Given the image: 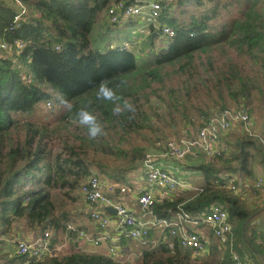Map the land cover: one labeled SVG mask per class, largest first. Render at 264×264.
Listing matches in <instances>:
<instances>
[{
    "label": "trees",
    "instance_id": "16d2710c",
    "mask_svg": "<svg viewBox=\"0 0 264 264\" xmlns=\"http://www.w3.org/2000/svg\"><path fill=\"white\" fill-rule=\"evenodd\" d=\"M20 1L25 6L26 13L15 26L13 17L17 8L14 1L0 0V40L11 45L9 52L0 54V159L7 157L9 168L6 176L0 172V227L3 228L0 229V235H5L11 225L20 221L25 223V228L40 230L42 233L45 230L57 233L65 229L68 223L67 213L61 211L56 214L48 187L60 183L62 186L68 185L71 191L90 174H96L92 173L93 170L101 175L119 173L121 176L122 172L137 169L146 154L145 150L130 152L129 155L121 150L115 151L109 145L112 141L102 140L98 136L92 137L85 132L78 137V142L81 143L78 148L84 155L89 153L87 148L92 146L95 149L93 153L106 156L115 153L114 157L117 154L127 157L125 165L117 167L88 160L70 146L66 148V152L58 153L53 160L45 158L44 147L39 146L36 141L33 144L35 132L34 135H29L33 126L30 123L21 125L22 121L17 115L29 113L36 104L52 99L47 87H52L58 94L56 100L70 103L64 114L66 120L80 121L79 114L87 112L95 117V122H107L109 125H115L118 132L129 133L134 117L143 115V110L136 104L137 99L134 102L126 100L128 96L133 95L126 93V87L141 85L135 81L136 77L128 81L126 77L121 78V74H131L137 70L141 74L150 75L158 71L159 65H167L178 59L180 62L175 69H188L190 72L194 68L191 63L195 52L207 50L209 46L221 45L227 39L235 49L253 45L264 53L262 12L256 7L258 2L263 4V7L264 0H254V3L251 0H232L237 5L247 2L249 7L242 12L241 17H232L228 22V29H225L227 25H224L220 32L214 29L215 26L211 23L217 15L216 7L220 6V0L214 5H211L212 0H206L211 5L209 8L199 16L193 14L183 21H180L172 10L175 2L178 6L185 2L194 3L199 8L204 2L173 0L165 3L161 21L172 26L175 34L166 42V47L160 49L155 57L146 63L142 60L140 63L133 52L123 48H109L105 51L89 49L91 30L113 0ZM229 6V3L224 5L225 8ZM16 40L22 41L24 46L17 48L14 43ZM261 64L264 66L263 61ZM226 78V74L220 73V77L215 81L216 87H220ZM101 85L113 91L112 98H106L100 93ZM240 92L241 95L245 93L242 89ZM230 95L234 97L238 94L230 92ZM169 97L176 99L172 93H169ZM117 108L120 110L117 111ZM247 112L249 113L248 109ZM249 115L251 116L250 113ZM82 125L89 131L88 125ZM19 127L28 135L24 143H19L12 135V130ZM40 129L36 128L37 131ZM244 139L248 140L238 142L233 149L228 146L226 155L222 153L208 160L203 158L204 163L199 164L203 184L194 194L188 197L175 195L171 199L156 201L151 207L152 212L157 216H168L176 213L180 207L190 215H200L206 212L211 204L217 203L226 209L230 221L245 223L255 210L247 205L249 200L246 197L231 190L220 180L222 175L230 172L244 171L247 175L251 174L249 163L252 162L253 152H260L256 158L261 163L264 162V133L254 132V135L247 138L245 136ZM252 166L257 168L256 159ZM27 182L28 187H23ZM239 182L237 175L234 181L236 189L241 187ZM261 226H264L261 220L247 222L245 236L250 239L249 246L264 258V231L260 230ZM207 227L211 230V236L215 237L212 229ZM161 233L162 237L156 239L152 249L141 250V264H235L228 247L220 245L219 242L215 246L209 244V248L203 241V251L195 253L180 246L176 237L170 241L167 231ZM168 241L173 244L172 247H169ZM54 242L52 240V244ZM239 242L241 243L233 239L234 251L241 258H247L256 264V257L249 246L244 247V241ZM219 246L223 248L224 255H221V259H216L212 255L215 251L221 252ZM13 260L14 257L10 262L13 263ZM16 260L20 264L24 257L18 256ZM32 264L123 263L105 254L76 251L67 254L51 252Z\"/></svg>",
    "mask_w": 264,
    "mask_h": 264
},
{
    "label": "rangeland",
    "instance_id": "374dc122",
    "mask_svg": "<svg viewBox=\"0 0 264 264\" xmlns=\"http://www.w3.org/2000/svg\"><path fill=\"white\" fill-rule=\"evenodd\" d=\"M202 1L204 5L200 8L194 3L185 2L181 6H178L175 2L172 10H174L178 19L183 21L188 20L193 14L194 16H199L206 8H209V6L219 3V0H212L210 5L206 0ZM220 1V6L217 5L216 7L217 15L211 22L215 26L214 29L219 32L223 30L224 25H227L225 29H228L230 26L228 22L231 18L241 17L242 12L249 7L247 2H242L240 5H237L235 1L232 0ZM251 2L254 3V0H251ZM228 3L230 6L225 8L224 5ZM261 5L260 2H258L256 7L260 8L262 12L261 20L264 25V6L261 7ZM108 25L106 17L104 16L100 21L97 20L91 30V37L92 34L93 37H96L95 34L98 32L101 39H108V31H111V29H106ZM119 25H123V22L121 21ZM126 30L129 31L128 28H126ZM224 42L225 43L221 45L209 46L207 50L195 52L192 56L193 63H191L194 68L191 69L190 72L188 69L186 71L175 69L180 62V59H178L167 65H159L158 71L150 75L141 74L137 70L131 74H121V78L126 77L128 81L136 77L137 79L135 81L141 85L140 87L134 86L133 88L126 87V93L133 94L128 96L126 100L134 102V100L137 99L136 104L143 110V115L139 114L134 117L131 122L133 125L129 127V133H127V131L118 132L115 125H109L107 122H96L102 128L101 134L97 136L102 138V140L112 141L109 145L113 147L115 151L121 150L127 152L128 155L130 152L145 150V159L147 155L154 153L151 151L152 149L158 150L157 147L160 148L159 144L162 142L178 140L182 133L188 130L189 123H193V125L190 126L195 130L202 124L206 114H212L224 108H236L241 104L245 105L246 109H248L251 114L252 118L249 126L252 135H254V132L258 134L264 133V66L261 64V61L264 62V53H261L260 49L253 45H249L248 48L245 46L235 49L228 39ZM160 46H164V42H161ZM130 49L131 48L128 47L127 50ZM1 53L2 52H0V54ZM256 58L258 59L256 60ZM149 60L150 58H144L143 63ZM220 73L223 75L226 74L227 78L221 83L220 87H216L217 84L215 81L220 77ZM47 89L52 94V99L36 104L29 113L17 115L22 121L21 125H28V123H30L33 126L29 131V135L32 136L35 132L33 144L36 141L39 146L42 145L44 147L43 151L45 158L53 160L58 153L66 152V148L70 146L77 149L79 155L88 160L105 162L110 166L117 167L125 165L128 159L127 157H121L120 154L114 157L115 153H113L112 156L98 154L97 152L93 153L95 149L92 146L87 148L90 151L89 153L86 152L84 155L83 151L78 148L81 144L78 142V137L81 133L87 132L89 134V131L85 129L78 120H66L64 114L68 110L70 103L56 100L58 94L55 90L52 87H47ZM241 89L245 92L242 93V95L240 92ZM230 92L238 95L232 97ZM169 93H172L173 97H176V99L172 100L169 97ZM36 128L41 129L37 131ZM246 134L247 133H242V136H239L238 140L243 141L245 136L246 138L250 136ZM12 135L19 143H24V139L28 137L26 131L20 127L12 130ZM7 148L8 147H6V150ZM223 154L226 155V151H224ZM258 154H260V152H253L250 170L253 180H249L248 178L249 182L252 184L255 183V179L261 177L258 175L256 168L252 166L256 159L257 168L261 167V161L256 158ZM0 160L2 162L0 163V172L6 176L9 172L8 159L7 157H2ZM137 169L135 168V170ZM131 171L122 173L125 174L129 172L128 174H131ZM92 173H96L99 176L101 175L98 174L96 170H93ZM141 180L146 183L144 178H141ZM77 186L71 191L68 185L62 186L60 183L48 187L51 193V199L55 204L57 215L60 214L61 211H65V209L68 210L67 208H72V205L76 207L81 206L79 200L81 202H86L81 195V197L79 196V200H77V193H79L77 192ZM180 187L182 186L171 190L167 197H173V194L176 193ZM234 191L238 193L239 189L237 188ZM156 192L157 199L160 201L163 199L161 197L162 194L164 196L167 190L161 188ZM75 196L76 201L74 202L72 200ZM254 196V199H256L257 195L254 194ZM247 205H249V201ZM10 211H12V207ZM231 222L232 225L234 224L232 238L235 242L238 241V243H241L239 241H244L246 223H236L234 220ZM9 231H11V229ZM9 231L5 236H9ZM199 234H201L200 236L206 241L207 247H209V244L210 246H215V244L218 245V240L209 234V229L207 227ZM150 235H153V241H150ZM150 235L146 243L128 244V241H125V243H123L124 255L118 258V261L123 264H141V249H152L156 244V239L162 237V233L159 231H153ZM219 247L221 252L215 251L212 255V257L216 259H221V255H224V252H222L223 248H221V246ZM129 249H131L133 253H129ZM65 250L59 249L55 254H67L68 251ZM85 252L95 254V252ZM5 253L6 251L1 252V254ZM199 255H201V253H199ZM210 258L211 257H209L208 260H210Z\"/></svg>",
    "mask_w": 264,
    "mask_h": 264
},
{
    "label": "built area",
    "instance_id": "2783aa9c",
    "mask_svg": "<svg viewBox=\"0 0 264 264\" xmlns=\"http://www.w3.org/2000/svg\"><path fill=\"white\" fill-rule=\"evenodd\" d=\"M17 8L13 17L14 25L17 26L22 16L26 13L25 6L20 0H13ZM173 0H113L106 9V15L110 26H116L123 20L139 19L141 26L138 31L145 35H158L165 42L172 38L175 30L172 26L161 21V13L165 3ZM130 41L129 43H133ZM15 46L21 48L24 43L16 40ZM137 45L140 39L135 41ZM129 45L123 43L120 47L128 49ZM11 45L0 40V52H9ZM251 116L244 105L236 108H224L212 114H206L202 124L196 128L194 135L182 136L178 140L162 142L160 148L151 155H147L139 167L142 176L146 181L144 189H139L137 193V203L143 212L142 215H134L128 212L122 201L115 200L111 196L115 193L129 192L130 188L120 185L118 182H104L97 174H90L77 187L78 192L84 200L93 206L90 216L102 230L96 236L79 231L74 240L89 239L94 245L106 243V255L120 258L124 255L123 241L136 240L146 243L152 230L167 231L168 237L177 238L180 246L193 250L195 253L203 251L204 239L191 226L208 225L220 245L227 246L232 260L235 264H254L247 258H241L233 249L232 222L228 219L226 209L220 204L213 203L206 212L200 215H190L182 208L178 207L176 213L168 216H157L151 210L154 202L157 201L156 191L166 189L167 193L162 194V198L167 197L171 190L184 184L175 176L173 171L157 166L156 160L160 157L165 159H185L188 155L194 157L203 156L214 158L220 156L228 150V146L222 144L220 138L222 134L229 130L240 127L244 133L252 135L250 130ZM146 155V154H145ZM220 180L231 190H236L235 178L233 174H224ZM25 183L23 187H28ZM111 206L115 209L114 217L110 218L109 213L98 211L97 209ZM95 210V211H94ZM114 224L116 232L108 231L107 228ZM190 224L191 226H188ZM69 228V227H68ZM52 234L45 230L33 242L17 239L16 254L24 257L20 264H32L35 260L42 259L51 252L56 253V249L50 247ZM168 241L169 247L173 244ZM205 243V241H204ZM53 245V244H52Z\"/></svg>",
    "mask_w": 264,
    "mask_h": 264
},
{
    "label": "crops",
    "instance_id": "0c3cea01",
    "mask_svg": "<svg viewBox=\"0 0 264 264\" xmlns=\"http://www.w3.org/2000/svg\"><path fill=\"white\" fill-rule=\"evenodd\" d=\"M103 16L106 17V21L108 23L106 10L103 14H101L99 21L101 20ZM122 22H123V25H119V24L116 26L108 25L106 29L107 30L111 29V31H108L109 32L108 39H101L99 37L98 32L95 34L96 37H93V34L91 37V34H90L89 49L105 51L109 48L120 47L123 43H127L129 47L131 48L130 51H132L133 53L135 52L134 53L135 56L137 57L139 62L142 63L141 60L143 61L144 58L146 59L150 58L152 60L155 57V55L159 52L160 49L166 47L165 46L166 42L162 37L155 35V34L145 35L144 32L137 30L141 26V22L139 19L134 18L131 20H123ZM126 28H128L129 31H127ZM138 39H140L139 45L134 43L135 41L137 42ZM132 40L134 42L130 44L129 42ZM161 42H164V46L162 47L160 46ZM137 64L139 63L137 62ZM190 125H193V123H189L188 130L182 133L181 137L187 136V135L188 136L194 135V131L196 129L194 130V128H192ZM242 133L244 132L240 130V127H236V128L229 130L227 133L222 134V137L220 138V140L223 145L229 146L230 149L231 148L233 149L234 146H237L238 142H240V140H238V137L242 136L241 135ZM244 140L245 139L243 138V141ZM151 151H153V149ZM203 158L204 157L198 158V157H194V156L192 157L188 155L185 159H182V160L165 159L162 157L156 160L157 166L173 171L175 176L178 177L179 180L184 184V186L180 187V189L177 190V192L173 194V197L175 195L182 196V197H188L194 194L196 189H199V187H201V185L203 184V176H202L201 170L199 169V164L204 163L202 162ZM208 159L209 158H205V160H208ZM261 164H262L261 167L256 168V170L258 171V175L261 177L258 179H255L254 184L249 182V180H253L252 175L250 173L247 175L244 173V171H241L240 173L239 171L230 172L234 175V178L237 175L239 176V179H240L239 185L241 187H239L238 194H240L243 197H246L249 200V205L251 206V208L255 210L253 215L249 219L246 220L245 222L246 224L249 221L257 222L258 220L263 221V224H264V162H262ZM131 172H132L131 174H128L129 173L128 172L121 176L119 173H112L110 176L100 175V177L102 178L104 182L105 181L106 182H118L121 186L122 185L128 186L130 188L129 192H125V193L117 192L113 194L111 197L115 200L122 201L127 207L129 213L134 214V215H142L143 212L141 211V208L139 207L137 200H136L137 198L136 192L139 189H144L146 186V183L143 180H141V178H144L142 176L141 168L135 171L132 170ZM250 188H252L253 190L254 189H257V190L250 191L249 190ZM77 194H78L77 200H79L80 194L79 193ZM254 194L257 195L256 199H254L255 197ZM156 197H157V193H156ZM173 197H164L163 199H171ZM72 201L74 202L76 201V196ZM157 201L159 200L157 199ZM79 203L81 204V206L79 207L72 205V208H67L65 206L68 209V210L65 209V212L67 213L68 223L66 224L65 229L61 231L59 230L57 233L54 231L51 232L52 234L51 242L52 240L55 241L53 244L54 246L53 249H56V250L66 249L65 251H68L67 253L76 252V251H81V252L89 251V252H95V254H98V253L106 254V243L105 242H101L100 245H94L93 242L90 241L89 239H80V240L73 239L74 237H76L79 231H84L85 233L91 234L93 236H96L102 231L99 228L98 224H96V222L90 216L91 210L94 209L93 206L87 204L86 202H81L80 200H79ZM97 210L103 211L104 209L100 208ZM109 215H110V218L114 217V214L112 213H109ZM170 216L171 217L173 216L174 218V214ZM188 226H191V225L188 224ZM207 226L208 225H198V226L193 225L191 226V228L195 230L196 232L201 233ZM0 229H3V228L0 227ZM10 229L11 231H9V236L0 235V264H19V262L16 260V257L18 258V255L16 254V244H15L16 240L17 239L25 240L26 242L30 243V242H33L42 233L40 230L33 231L31 229L25 228V223H23L22 221L14 223L13 225H11ZM107 230L109 232L110 231L116 232L115 226L112 222L108 226ZM260 230L264 231V226H261ZM153 231L160 232V230H152V232ZM209 234L212 235L211 230H209ZM150 236L153 238V235H150ZM249 240L250 239H248L244 235V245H245L244 247L249 246ZM150 241H153V239H150ZM255 241L257 242V240ZM128 244H140V241L137 242L136 240L135 241L128 240ZM249 248L252 251L253 255L256 257L257 262H259L260 264H264V258L262 257V255L255 252L250 246ZM2 251H6V253L1 254ZM128 252L133 253L131 249H129ZM13 257H14V260H13L14 262L12 263L10 261L13 259ZM251 258L253 260V257ZM114 259L118 260V256L114 257ZM254 262L256 263L255 260Z\"/></svg>",
    "mask_w": 264,
    "mask_h": 264
},
{
    "label": "clouds",
    "instance_id": "9594fccd",
    "mask_svg": "<svg viewBox=\"0 0 264 264\" xmlns=\"http://www.w3.org/2000/svg\"><path fill=\"white\" fill-rule=\"evenodd\" d=\"M100 93H102L106 98H112L113 96V91L104 85H101L100 87ZM117 111L120 109L117 108ZM80 123L81 124H86L89 127V134L91 136H97L101 134L102 128L99 124L95 122V117L87 112H81L80 114Z\"/></svg>",
    "mask_w": 264,
    "mask_h": 264
},
{
    "label": "water",
    "instance_id": "95a60500",
    "mask_svg": "<svg viewBox=\"0 0 264 264\" xmlns=\"http://www.w3.org/2000/svg\"><path fill=\"white\" fill-rule=\"evenodd\" d=\"M104 210L112 214H115L116 212L115 209L112 208L111 206L104 207ZM50 247H52V244H50Z\"/></svg>",
    "mask_w": 264,
    "mask_h": 264
}]
</instances>
